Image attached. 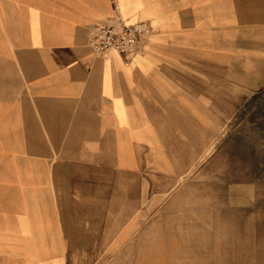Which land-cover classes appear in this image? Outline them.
Here are the masks:
<instances>
[{
	"label": "crops",
	"instance_id": "1",
	"mask_svg": "<svg viewBox=\"0 0 264 264\" xmlns=\"http://www.w3.org/2000/svg\"><path fill=\"white\" fill-rule=\"evenodd\" d=\"M114 16L141 54L89 47ZM263 89L264 0H0V264H264L257 175L184 184L264 148Z\"/></svg>",
	"mask_w": 264,
	"mask_h": 264
},
{
	"label": "rangeland",
	"instance_id": "2",
	"mask_svg": "<svg viewBox=\"0 0 264 264\" xmlns=\"http://www.w3.org/2000/svg\"><path fill=\"white\" fill-rule=\"evenodd\" d=\"M113 18V17H112ZM264 91V89H263ZM250 104L249 108L251 109L252 107H260L264 108V100L263 99H257V100H250L248 101ZM248 103L246 102L244 105V108H247ZM264 120V119H263ZM260 129L262 131V138H264V122L260 126ZM261 133V132H260ZM251 136H253L251 134ZM257 137L256 135H254ZM224 141V136L222 137ZM220 141V140H219ZM221 144V143H220ZM219 144V145H220ZM235 150L237 151V157H235V160L240 161L242 159V154L245 159V153L248 152L250 153V164H225V148H213L210 153L214 151H219L218 152V157H217V162L211 163V158L208 157L209 155L205 158V160L197 167V169L193 172V174L190 176V178L184 182L186 183V187H189V184H193L195 187H200V191H242V189L237 188L235 186L233 189L230 188V185L235 183H241L242 180L237 179V175H242V169L244 168L245 170H249V176L253 177V175H257V179L253 180L255 184L257 185V191H264V148H258V149H253V147L249 148H236ZM220 155V156H219ZM214 158L213 160H215ZM255 161V162H254ZM234 177V180L231 179ZM202 188V189H201ZM188 189V188H187ZM133 248L136 246L132 245ZM131 249V246H127L125 249L127 252H129ZM157 261H155V264ZM190 264H193V261ZM220 264V261H218ZM175 263L178 264V261ZM101 264H142V261H137L133 259H122V260H106L103 261ZM160 264V263H159ZM234 264H241V260H236L234 261Z\"/></svg>",
	"mask_w": 264,
	"mask_h": 264
},
{
	"label": "built area",
	"instance_id": "3",
	"mask_svg": "<svg viewBox=\"0 0 264 264\" xmlns=\"http://www.w3.org/2000/svg\"><path fill=\"white\" fill-rule=\"evenodd\" d=\"M151 33L148 22L128 23L114 16L107 23L94 26L89 31L88 45L100 57L115 52L132 58L143 52L144 43Z\"/></svg>",
	"mask_w": 264,
	"mask_h": 264
}]
</instances>
